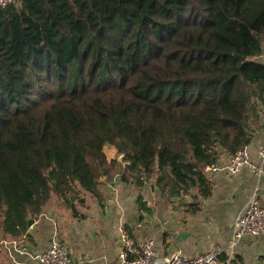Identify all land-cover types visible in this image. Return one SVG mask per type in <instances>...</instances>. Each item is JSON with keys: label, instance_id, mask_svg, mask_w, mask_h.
<instances>
[{"label": "trees", "instance_id": "obj_1", "mask_svg": "<svg viewBox=\"0 0 264 264\" xmlns=\"http://www.w3.org/2000/svg\"><path fill=\"white\" fill-rule=\"evenodd\" d=\"M263 48L264 0L0 5V243L51 204L105 203L115 176L196 213L205 168L261 129Z\"/></svg>", "mask_w": 264, "mask_h": 264}, {"label": "crops", "instance_id": "obj_2", "mask_svg": "<svg viewBox=\"0 0 264 264\" xmlns=\"http://www.w3.org/2000/svg\"><path fill=\"white\" fill-rule=\"evenodd\" d=\"M257 59L264 63V48ZM260 115L261 129L248 145L253 161L258 160V149L264 145V103ZM108 147L114 157L116 148ZM230 159L231 155L223 154L217 165L225 166ZM206 175L213 185L212 195L194 214L188 212L189 196L172 202L154 183L138 190L115 176L104 190L105 203L89 198L87 204L75 206L76 213L73 208L51 204L25 232L5 235L0 243V264H38L34 256L44 252L55 237L74 259H85L86 264H132L134 254L129 261L120 258L121 229L136 243L154 238L162 257L175 252L194 257L215 249L228 253L235 220L250 197L255 194L264 207V173L256 178L245 166L238 174L215 169ZM139 193L145 201L142 208ZM234 253L242 264H264V236H245Z\"/></svg>", "mask_w": 264, "mask_h": 264}, {"label": "built area", "instance_id": "obj_3", "mask_svg": "<svg viewBox=\"0 0 264 264\" xmlns=\"http://www.w3.org/2000/svg\"><path fill=\"white\" fill-rule=\"evenodd\" d=\"M16 0H0L1 6H6ZM122 156H119L121 159ZM249 167L256 178L264 173V145L258 149V160L253 161L249 153L248 146L239 149L231 156L230 161L225 166L216 164L208 165L205 170H225L231 174H238L243 167ZM247 235L264 236V207L261 206L255 194L246 203L243 211L237 216L232 237L230 240V250L228 253V264L235 258L234 247ZM122 251L120 258L122 261H129L130 255L135 257L132 264H218L219 256L223 253L220 249L198 254L194 257H186L181 252H175L170 256H160L154 238L146 237L136 243L127 234L125 229H121ZM38 264H86L85 259H74L69 248L58 238H54L49 247L42 253L34 256Z\"/></svg>", "mask_w": 264, "mask_h": 264}, {"label": "water", "instance_id": "obj_4", "mask_svg": "<svg viewBox=\"0 0 264 264\" xmlns=\"http://www.w3.org/2000/svg\"><path fill=\"white\" fill-rule=\"evenodd\" d=\"M181 200H183V199H181ZM33 223H34V220L33 219H30L28 225L31 226Z\"/></svg>", "mask_w": 264, "mask_h": 264}, {"label": "rangeland", "instance_id": "obj_5", "mask_svg": "<svg viewBox=\"0 0 264 264\" xmlns=\"http://www.w3.org/2000/svg\"><path fill=\"white\" fill-rule=\"evenodd\" d=\"M109 150H110V149H109V147H108V148H106V151H107L108 155H110V156H111L112 154H111L110 152H112V151H110V152H109ZM250 198H251V197H250ZM248 201H249V200H248Z\"/></svg>", "mask_w": 264, "mask_h": 264}]
</instances>
